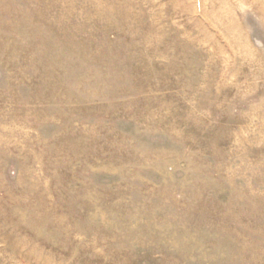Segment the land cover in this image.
<instances>
[{
  "label": "rangeland",
  "instance_id": "374dc122",
  "mask_svg": "<svg viewBox=\"0 0 264 264\" xmlns=\"http://www.w3.org/2000/svg\"><path fill=\"white\" fill-rule=\"evenodd\" d=\"M0 264H264V0H0Z\"/></svg>",
  "mask_w": 264,
  "mask_h": 264
}]
</instances>
